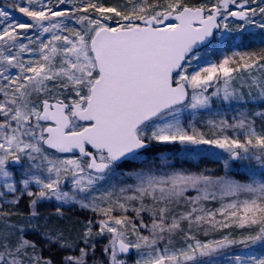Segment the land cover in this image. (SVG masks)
<instances>
[{
	"label": "snow or ice",
	"instance_id": "1",
	"mask_svg": "<svg viewBox=\"0 0 264 264\" xmlns=\"http://www.w3.org/2000/svg\"><path fill=\"white\" fill-rule=\"evenodd\" d=\"M250 101L264 104V0L0 7V264H264L244 251L264 245V109L219 111ZM199 145L222 150L223 174L176 167ZM65 206L93 214L74 235ZM230 228L244 231L198 235Z\"/></svg>",
	"mask_w": 264,
	"mask_h": 264
},
{
	"label": "rangeland",
	"instance_id": "2",
	"mask_svg": "<svg viewBox=\"0 0 264 264\" xmlns=\"http://www.w3.org/2000/svg\"><path fill=\"white\" fill-rule=\"evenodd\" d=\"M12 0H0V7H3L5 5H10L12 2ZM9 11H12V15L15 16V15H18L17 12L13 11L11 8L8 9ZM22 16V14H20ZM216 54L217 52H219V49H216ZM214 56V55H210L208 57V59L210 60V58ZM234 110V104L232 106H227L225 105L224 107H221L219 109V111L221 112V114H225L226 113V118L229 119V121L232 120V118H230V116L232 115V112ZM204 111V110H203ZM216 111V107L214 106L213 109H212V112H207V111H204V113H210V115L212 116V114ZM191 119V116L189 113H185L183 115V122L185 123V125H187L188 121ZM182 147V146H181ZM190 148H193L194 146H189ZM179 150V149H178ZM173 151V150H171ZM171 151H168V153H171ZM173 154V152L171 153ZM177 154V153H176ZM195 156V158H188L186 160V163L189 164V167H186V165L183 164H177L176 167H183L184 169H187L188 171H199L201 169H204V168H208V169H213L216 171V174H223V158L225 156V154L222 152V150L220 149H217V148H214L212 146H208V145H202V148L198 149V154L194 153L192 154ZM171 158V156H170ZM199 161H201L202 163H205V164H201ZM206 163H209V164H206ZM218 165V166H216ZM249 167V165L245 162V164L243 165H240L238 162L235 163L233 165V168L231 169V172L230 174L233 175L234 178L238 179V180H241L242 182H247L248 179H249V172L247 171V168ZM251 167L257 171L259 170V167L256 166V165H251ZM236 174V175H235ZM237 174H241V177H245L244 179H241V178H238ZM257 178V177H256ZM133 181L132 180H128V183H132ZM189 191H195L194 195L193 196H196L198 193L196 190L194 189H190ZM245 197L244 196H241L240 199H244ZM230 199H234V198H228L226 197L225 198V201L224 202H228ZM220 200H219V194H218V199L216 201H202V203L204 204V206L206 207H209V208H215V207H219L220 205ZM23 206V205H21ZM46 206H50L52 207L51 205H47ZM71 207L69 206H65V210L69 209ZM53 210V207L51 208ZM90 217V216H87V218ZM86 218V219H87ZM220 217L218 216V219ZM85 219V220H86ZM203 233V232H202ZM204 234V233H203ZM106 239H101L98 243V249L100 247H102V245L104 243H106ZM259 245V246H258ZM162 246V245H161ZM257 249L254 250V249H246L244 251L246 252H250L252 255H253V251H254V255L255 256H260L258 254H256V252L258 253H261V256H264V245H261V244H257ZM241 249H235V247H233L232 249V253L231 254H243L241 252ZM260 251V252H259ZM50 253L45 250V255H49ZM134 259V257H133ZM217 264H226V260L224 257H220L218 260H217Z\"/></svg>",
	"mask_w": 264,
	"mask_h": 264
},
{
	"label": "trees",
	"instance_id": "3",
	"mask_svg": "<svg viewBox=\"0 0 264 264\" xmlns=\"http://www.w3.org/2000/svg\"><path fill=\"white\" fill-rule=\"evenodd\" d=\"M13 2V0L11 1ZM112 0H105V3H111ZM18 15H15L14 17H16L17 19H26L25 17L21 16L20 13L17 12ZM252 31L254 32H258L259 30H256V29H252ZM240 43V40L237 39L233 46L232 47H224V48H220L219 49V52H217L216 55L212 56L210 58V60L212 61H216V60H219L222 58V55L223 53L227 52L229 55L231 54V52L233 50H236L235 49V45L236 44H239ZM258 47V41L257 42H252L248 48H244V47H241L239 50L241 51H245V50H254L255 48ZM25 59L28 58V56L26 55L24 57ZM245 108H252V109H255V110H260V109H264V104L260 103L259 101H250L246 106L245 105H236L234 104V110L232 112V115L230 116V118H232L235 114V112L237 110H244ZM211 117L210 113H204L203 110H201V115L200 117L193 121V123L196 125V127L200 128L202 126L201 122L202 121H206L207 119H209ZM204 130H207V128H205ZM181 148V145H169V146H166V147H163L161 149V151H165V152H168V151H171V153L173 152L172 155H175L177 152H178V149ZM193 148H197V149H200L202 148V145H199V146H194ZM201 164H205V163H202L201 161H199ZM183 164V163H182ZM206 164H209V163H206ZM177 165V164H176ZM184 165H186V167H189V164L184 162ZM218 166V165H216ZM260 172L261 170H257L256 171V177L257 179H261V175H260ZM236 175V174H235ZM238 178H241V179H244L245 177H241V174H237ZM128 183V181H127ZM195 193V191H188L186 193V195H189V196H193ZM52 207L50 206H42L41 207V212L42 214H46L48 212H51L53 211L51 209ZM93 214L90 213V212H87V211H83V210H80L79 208H69L67 210H65V216L62 220H59L58 222L62 225V226H65L66 228L70 229V230H73V235L75 234L74 232V229L77 228L79 225L77 224V221H83L87 218V216H92ZM134 215V214H132ZM42 222V221H41ZM185 227H187V225H185ZM244 230H241V229H238V228H230V229H219L217 230L216 232H209L208 236L205 237L204 234L202 232H200L198 235H199V238L201 239H211L213 237L215 238H219V236L222 234V233H226V232H234L236 234V238H240V235L242 234ZM259 246V245H258ZM257 245L255 246H252L250 247L249 249H254L256 250ZM235 249H240L242 248L241 245H236L234 246ZM260 252V251H259ZM263 253V252H261ZM261 253H258L256 252V254L260 255L261 256ZM45 254V253H44ZM253 255H254V251H253ZM55 259H59V256H55Z\"/></svg>",
	"mask_w": 264,
	"mask_h": 264
}]
</instances>
